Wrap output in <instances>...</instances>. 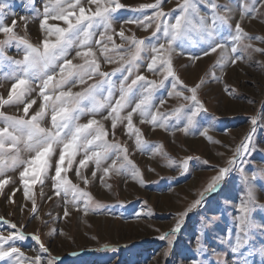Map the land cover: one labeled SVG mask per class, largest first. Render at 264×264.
<instances>
[{
  "label": "rangeland",
  "instance_id": "obj_1",
  "mask_svg": "<svg viewBox=\"0 0 264 264\" xmlns=\"http://www.w3.org/2000/svg\"><path fill=\"white\" fill-rule=\"evenodd\" d=\"M120 2L129 8H137L140 5L154 3L155 0ZM182 2L183 0H164V11H171L173 16L178 15V4ZM216 2L228 5L232 10L230 13L223 9L218 11L221 15H231L233 32L235 24L240 22L249 35L264 37V0H257L258 11L246 17L244 21H240L241 0ZM245 3H250V0H245ZM42 8V0H6L5 23L10 25L13 19L16 20L15 30L18 35L37 44L42 32L36 10L42 11ZM200 8L202 15H209V9L203 2ZM147 14L151 15L150 10ZM141 15L140 12L128 9L120 10L116 14L113 27L117 33L123 27L126 35L150 37V30L145 31L134 24L123 23ZM25 17L28 18L27 21L24 20ZM108 35L114 36L116 44L122 43L115 33L109 32ZM223 35L228 36L227 29ZM3 38L0 34V40ZM94 39H99V34ZM160 42H164L163 39ZM152 43L156 41L153 40ZM250 43L256 47H264V43L259 40H252ZM92 47L96 53L95 58L101 63L102 71L112 72L120 66L118 60L112 64L105 63L101 58L100 46L93 43ZM108 47L111 49L112 45L109 44ZM204 47L205 45L201 44L185 49L177 48L173 53V68L183 84L189 89L200 85L198 99L206 111L198 114L194 130L188 134L171 127L166 130L147 122L140 123L141 118L134 114V125L141 129V138L145 142L141 147L136 146L134 135L129 136L126 133V122L118 121L115 135L109 134L107 137L109 142L127 147L129 158L142 173L143 184L115 172L105 178L106 183L100 182V172H97V178L92 180L91 171L94 169L92 161L83 170L91 181L88 184L79 180L72 169L67 170V178L91 194L94 202L99 205L98 211H89L85 215L80 203L66 204L65 201L71 199V194L67 197L63 193L60 196L54 195L52 179L41 176L43 184L38 180L32 185V193L38 208V212L33 213L32 203L24 197L22 182L18 180L20 167L17 165L13 168V156L16 153L12 151L0 153L4 160V163L0 164V172L15 181L5 185L0 191V217L3 221L17 225V228L26 234L27 238L17 241L15 245L26 256L38 254L39 243L42 242L52 256L59 258L58 264H191L194 259L203 260L204 264H217L218 259H225L228 264H236L238 257L229 250L225 233L231 231L235 234L237 231L236 217L239 215V204L247 199L248 184L244 179L245 174L251 175L255 170L257 179L253 188L258 203L264 204V178H260L264 176V172L261 171L264 170V55L252 53L251 59L221 69L218 66L221 58L220 49L203 56ZM227 47L228 49L231 47L230 39ZM186 52L195 53L201 58L191 61L186 54H182ZM4 53L10 59H0V95L6 97L14 82L10 77L18 70L12 61L23 59V45L18 42L12 44L4 49ZM223 55H229V52L226 50ZM73 57L75 52L69 56L70 59ZM148 62L149 59L146 58L137 74H143L148 79L159 82L163 79V73L148 72L146 70ZM73 63L80 64L83 60L74 58ZM132 78L134 76L128 83ZM100 79L94 77L88 84ZM111 79L116 86L113 90L114 103L119 97L122 73L118 72ZM32 87L35 91L31 98L36 99L37 104L33 105L29 114H32L41 103L36 94L39 90V81L33 82ZM85 87L87 85H77L72 91L81 92ZM226 88L231 92L226 91ZM178 90L184 91L183 88ZM168 91H171L170 78L154 96V103L159 106L160 112L170 113L180 105H191V101L184 100L183 97H168ZM184 95L189 96L190 92L184 91ZM107 96V91L96 96V101L104 107L98 109L95 118L111 133V121L102 119L109 110L106 104ZM138 99L137 95L135 100ZM160 99L166 101L162 106L159 105ZM91 105V100L82 101V106L86 108H90ZM0 110L11 116L22 114V106H5ZM128 110L130 109L122 110L121 116L126 115ZM251 117L257 118L256 126L252 125ZM89 118V115H82L79 123H86ZM185 122L182 120L177 126L182 128ZM169 123L177 122L173 117ZM4 126V123H0V128ZM41 126L52 127L50 115L41 121ZM204 127H208V135L212 140L199 134ZM250 134L254 150L247 154L242 165L244 173L233 167L225 179L219 182L218 190L206 193L201 204L184 218L180 230L170 238L171 246L166 240H161L160 236L175 227L179 219L178 214L187 210L192 202L199 198L200 193L218 174L219 169L229 167L228 160L236 146ZM161 146V151H156ZM82 152L83 149L78 151L76 160L83 158ZM28 157L27 149L20 145L19 158ZM187 157L196 159L189 161L188 170L185 172L179 167V162ZM169 159L177 163L170 164ZM204 161H207V164ZM52 163L54 164L55 160ZM110 163L111 161H108V164ZM62 175L65 173L62 172ZM108 184L111 185L110 188L106 186ZM66 208L69 212L67 218L64 216ZM137 213L138 216L135 215ZM252 216L256 224H264V211L257 209ZM11 231L13 229L8 224L0 222V233L7 236ZM33 236H38L39 242L34 240ZM253 239L258 250L264 244V233L257 230ZM105 245L108 247L105 248ZM113 247L118 250L112 251ZM165 251L169 252L168 256L164 255ZM249 264H262V257L258 254L250 256Z\"/></svg>",
  "mask_w": 264,
  "mask_h": 264
},
{
  "label": "snow or ice",
  "instance_id": "obj_2",
  "mask_svg": "<svg viewBox=\"0 0 264 264\" xmlns=\"http://www.w3.org/2000/svg\"><path fill=\"white\" fill-rule=\"evenodd\" d=\"M201 2L209 9V15L201 14ZM42 3V11L36 10L42 36L39 38V43L33 44L24 36L18 35L15 30L16 20L13 19L10 25L5 23L6 0H0V34L4 37L0 40V59H10L5 56L4 49L17 42L23 45L24 50L22 60L12 61L18 70L10 77L14 82L7 96L0 95V109L5 106H22V114L19 116L6 115L0 110V123L5 124L0 128V153L9 151L16 153L13 156V168L17 165L20 167L18 180L22 182L24 197L32 203L33 213H37L38 208L32 193V185L38 180L43 184L41 176L52 179L54 195L60 196L63 193L67 197L71 194V199L66 200V204L80 203L85 215L89 211H98L99 205L94 202L91 194L82 190L66 176L67 170L72 169L74 175L84 184L90 183L83 171L90 161L94 163V169L91 171L92 180H95L97 172H100V182L106 183L105 178L115 172L117 175H125L141 184L144 183L142 173L127 154V147L109 142L107 139L109 134L115 135L118 121L126 122V133L135 136L137 147H141L145 142L141 138V129L134 125V114L141 118L140 123L147 122L166 130L171 127L188 134L196 128L198 114L206 109L198 99L200 85L187 88L174 71L173 53L177 48L185 49L203 44L205 45L202 50L203 56L220 49L221 58L218 66L221 69L251 59L252 53L264 55V47H256L250 43L252 40L264 43V37L249 35L240 22L235 24L233 32L231 15H221L218 11L223 9L230 13L232 10L228 5H221L216 0H183L178 4L179 14L175 16L171 11H164V0H155L154 3L140 5L137 8H129L120 0H42ZM256 3L257 0H250V3L241 0L240 21H244L246 17L258 11ZM124 9L142 13L141 16L130 18L123 23L134 24L145 31L150 30V37L138 38L134 34L126 35L123 27L118 33L116 32L113 27L116 14ZM149 10L151 15L147 14ZM27 19L24 18L25 21ZM226 29L228 36L223 35ZM109 32L118 35L122 43L116 44L114 36L108 35ZM97 34L99 39H94ZM161 39L164 42H160ZM229 39L230 49L227 47ZM153 40L156 43H152ZM93 43L100 46L101 58L105 63L112 64L118 60L120 66L112 72L102 71L101 63L95 58ZM109 44L112 45L111 49L108 47ZM226 50L229 55H223ZM72 52H75L73 59L81 58L83 63L74 64L73 59L69 58ZM182 54H186L191 61L201 58L192 52ZM146 58L149 59L146 64L148 72L163 73V79L159 82L150 80L143 74H137ZM118 72L122 73V79L119 85V97L113 103V90L116 86L111 78ZM133 76L134 78L128 83ZM94 77L101 79L88 84V81L93 80ZM169 78L171 91L167 92V96L183 97L184 100H190L191 105H180L170 113H162L159 111V106L154 103V96ZM213 78L220 79V77ZM35 81H39V90L36 94L41 103L32 114H29L33 105L37 104V100L31 98L35 91L32 87ZM77 85H87V87L81 92L74 93L72 88ZM179 88L190 92V95L185 96L184 91L178 90ZM104 91L108 93L106 104L109 110L102 119L111 121V133L95 118L98 109L104 107L96 101V96L103 95ZM226 91L231 92L228 88ZM137 95L138 101L135 100ZM85 99L92 101L90 108L82 106V101ZM165 102L164 99H160L159 105L162 106ZM125 109L130 110L126 115L121 116L122 110ZM49 115L52 127H42L41 121ZM82 115L90 116L83 124L79 123ZM173 117L177 123L170 124L169 121ZM182 120L186 122L182 128H179L177 124ZM250 120L253 126L257 125L256 117H251ZM199 134L212 140L208 135V127L200 130ZM251 141L250 134L236 146L232 157L228 160L229 167L219 169L218 174L211 179L199 198L192 202L187 210L178 214L179 219L175 227L160 236L161 240H166L171 246L170 238L180 230L184 218L201 204L206 193L210 194L218 190L219 182L225 179L233 167L244 173L242 165L247 154L254 150ZM20 145L27 149L29 153L27 159L19 158ZM80 149H83V158L76 160ZM161 149L162 146L156 151ZM193 159L196 158H185L179 162V167L186 172L189 161ZM53 160H55L54 164ZM108 161L111 163L108 164ZM3 163V156L0 155V164ZM169 163L177 162L169 159ZM204 163L207 164V161ZM105 164L107 166H103ZM62 172L65 175H62ZM244 179L248 184L247 199L239 204V215L236 217L237 231L235 234L231 231L226 232L225 240L229 250L238 257L236 264H249V257L256 254L262 257L264 264V244L257 250L253 239L257 230L264 233V224H256L252 216L257 209L264 211V204L258 203L253 188L257 179L255 170L251 175L245 174ZM10 182L15 183L11 177L0 172V191ZM106 186L111 187L110 184ZM64 216L66 218L69 216L67 208ZM0 222L8 224L13 229L7 236L0 233L2 264H58L59 258L52 256L42 242L39 243L38 254L26 256L19 247L15 246L17 241L27 238L23 230L18 229L15 224L3 221L2 217ZM32 238L39 242L38 236ZM117 250L115 247L112 248V251ZM164 255L168 256L169 252L165 251ZM191 264H204V261L194 259ZM217 264H228V262L225 259H218Z\"/></svg>",
  "mask_w": 264,
  "mask_h": 264
}]
</instances>
